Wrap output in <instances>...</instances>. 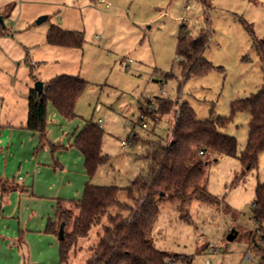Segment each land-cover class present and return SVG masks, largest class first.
<instances>
[{
	"label": "rangeland",
	"instance_id": "374dc122",
	"mask_svg": "<svg viewBox=\"0 0 264 264\" xmlns=\"http://www.w3.org/2000/svg\"><path fill=\"white\" fill-rule=\"evenodd\" d=\"M0 16V137L11 135L15 141L13 149L0 143V202H9L13 192L35 199L16 198L24 207L13 220L37 228L30 239L25 230L22 233V264H86L98 233L108 224L107 216L78 240L67 262L59 259L58 235L44 228L48 217L55 218V199H80L88 179L94 185L122 187L120 201L135 206L126 188L149 173L153 145L170 139L174 124L172 114L158 121L146 114L147 127L143 126L142 107H156L158 97L188 102L199 119L229 118L220 130L237 139L238 154L246 148L250 115L245 110L233 114L232 102L264 84L253 47L264 38V0H0ZM53 24L83 31V47L48 44L46 34ZM183 24L192 35L208 33L204 56L214 67L205 74L185 76L178 62ZM61 73L80 76L88 85L72 119L49 104L48 142L60 145L52 151L49 143L40 147V134L25 127L28 97L36 81ZM99 118L109 159L89 177L82 154L72 145L73 132ZM194 157L209 160L204 185L211 199L160 201L153 244L190 256L191 264H260L255 244L263 243L253 205L257 186L264 182V153L251 170L237 156L209 151L203 156L195 152ZM3 183L7 191L1 189ZM74 210L78 215L79 209ZM130 211L129 206L110 208L112 214ZM66 229H72V221ZM232 229L238 234L229 240ZM44 249L54 251L53 261L41 262Z\"/></svg>",
	"mask_w": 264,
	"mask_h": 264
},
{
	"label": "trees",
	"instance_id": "16d2710c",
	"mask_svg": "<svg viewBox=\"0 0 264 264\" xmlns=\"http://www.w3.org/2000/svg\"><path fill=\"white\" fill-rule=\"evenodd\" d=\"M46 42L55 46L82 48L85 34L83 31L53 24L47 31ZM207 42L208 33L200 31L192 35L186 24L182 25L177 57L185 76L205 74L214 67L204 56ZM253 47L259 54L264 74V38L254 41ZM87 85L88 81L80 76L61 73L44 82V91L40 97L35 88H31L25 127L40 134V147L49 143L54 151L60 146L48 142L49 104L63 117L72 119L77 116L76 103ZM156 102V107L150 106L152 104L142 107L144 118L148 114L158 121L161 116L172 114L174 124L170 139L153 145L149 173L137 176L133 184L126 188L136 201L135 206L120 201L122 187L94 185L90 180L86 182L80 199L57 200L55 218H48L46 232L58 235L60 224L65 223L64 238L59 239L61 262H67L78 240L88 236L91 228L107 216L108 224H104L102 232L98 233V242L92 245L86 264H191L190 256L160 250L151 240L160 201L176 198L186 204L195 198L211 199L204 185L209 160L196 159L195 152L201 156L209 151L215 156H237L247 170L258 167L260 155L264 153V84L258 92L232 102L233 114L245 110L250 115L247 145L240 154L237 139L220 130L229 118L199 119L188 102L177 99L158 97ZM144 118L140 117V120ZM103 138L104 129L98 120H87L75 132L72 145L83 154L89 177L109 159V155L103 151ZM1 189L7 191V184L3 183ZM114 205L129 206L131 211L127 215L112 214L110 208ZM253 206L254 218L259 224L256 232L263 243H256L255 250L261 256L260 264H264V182L257 186ZM76 208L79 212L75 216ZM71 221L72 229L69 231L66 228Z\"/></svg>",
	"mask_w": 264,
	"mask_h": 264
},
{
	"label": "crops",
	"instance_id": "0c3cea01",
	"mask_svg": "<svg viewBox=\"0 0 264 264\" xmlns=\"http://www.w3.org/2000/svg\"><path fill=\"white\" fill-rule=\"evenodd\" d=\"M53 46H55V45H53ZM80 128H77L76 131ZM76 131L73 132V137H74ZM5 137H6V134H5ZM5 137H4V140L2 137H0V143L5 142L7 144V146H6L7 148L13 149L15 147V145H14L15 141L13 140L12 136L8 135L6 137L7 140L5 139ZM3 147H4V145H3ZM6 154H7V152H6ZM82 156H83V154H82ZM12 160L22 161L21 158H15ZM83 160H84V156H83ZM84 164H85V161H84ZM2 173H5L6 175H8L10 172H8V170H4ZM87 181H89V179ZM86 182H85V184H86ZM85 184H84V186H85ZM84 186H83V190H84ZM35 190H36V187H35ZM83 190H82V192H83ZM25 193H26V191H25ZM21 196H22L21 194L19 195L18 193L13 192L11 194V200L9 202H3V203L0 202V264H22V259H23L22 253H25V252H23L24 251L23 249H25V246H23V248L20 246L21 243H23V242L25 243L23 236H22V233L25 230L26 231L25 235H27V237L30 239V237H31L30 232L34 231L32 229H37V228H33L32 226L27 225L26 221L24 223L20 222L19 224H17V221L13 220V218L17 214H19V217H20L21 212H22V208L24 207V206L22 207V203L19 200L16 201L17 197H19V199L24 198V199H27L31 202H35V199H33L34 197H32V196L29 197L27 193L23 194V197H21ZM58 199H65V198L57 197L55 199V204L53 206L54 207V213H55V207L57 205ZM24 210H26V209L24 208ZM48 218H47V220H48ZM46 225H47V221H46ZM41 227L42 228L40 229V231H42V229H43V226H41ZM44 229L46 231V228H44ZM44 238L51 239L49 236L48 237L44 236ZM18 241H19V244H18L19 250H17ZM48 253H50V254H48ZM40 255H42L41 257H39L41 262H43L44 259H45V262L46 261L50 262V260L51 261L54 260V251H47V249H44L43 251H41ZM58 255H59V243H58Z\"/></svg>",
	"mask_w": 264,
	"mask_h": 264
},
{
	"label": "water",
	"instance_id": "95a60500",
	"mask_svg": "<svg viewBox=\"0 0 264 264\" xmlns=\"http://www.w3.org/2000/svg\"><path fill=\"white\" fill-rule=\"evenodd\" d=\"M46 17H47V16H45V15H44V16H41V17L38 19L37 22H42ZM0 22L3 23V20H2V18H1V16H0ZM34 88H35V90L37 91L38 96L40 97L41 94H42L43 91H44V82L41 81V80L36 81ZM64 226H65V223L62 222V223L60 224L59 233H58V238H59V239H63V238H64ZM237 234H238L237 231H236L235 229H232V230L230 231L229 235H228V239H229V240L234 239V238L237 236Z\"/></svg>",
	"mask_w": 264,
	"mask_h": 264
},
{
	"label": "built area",
	"instance_id": "2783aa9c",
	"mask_svg": "<svg viewBox=\"0 0 264 264\" xmlns=\"http://www.w3.org/2000/svg\"><path fill=\"white\" fill-rule=\"evenodd\" d=\"M163 93H164V91H163ZM141 118H144V116L143 115H141ZM98 121H99V124L101 125V118H99L98 119ZM102 126V125H101ZM143 126L144 127H147V123L146 122H143ZM121 146L122 147H125V146H127V142L126 141H121ZM170 262V261H169ZM170 264V263H169Z\"/></svg>",
	"mask_w": 264,
	"mask_h": 264
}]
</instances>
